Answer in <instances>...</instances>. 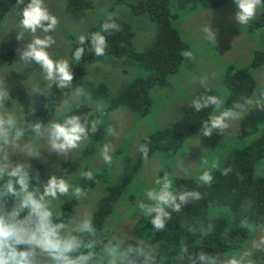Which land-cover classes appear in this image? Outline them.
I'll list each match as a JSON object with an SVG mask.
<instances>
[{
  "label": "trees",
  "instance_id": "1",
  "mask_svg": "<svg viewBox=\"0 0 264 264\" xmlns=\"http://www.w3.org/2000/svg\"><path fill=\"white\" fill-rule=\"evenodd\" d=\"M103 1L63 0V3L60 2V10L66 15L68 22L81 25L63 33L70 44L67 52L74 72L72 85L74 87L76 83H81L90 92L89 97L81 96L67 114L88 115L90 119L94 117L99 121L101 119L98 115L104 118L108 116L107 114L119 109L138 114L141 118L151 114L156 120V127L147 132L149 136L147 139L148 157L156 152L161 158L163 168L159 171L158 177H162V172L172 170L173 166L177 167L178 157L184 161V155L188 153L192 140H198L209 146L206 147L207 151L195 156L199 161L203 157L207 158L212 149L221 143L223 135L220 133H214L211 137L201 135V124L212 114L214 108L209 107L196 112L190 106L191 104L180 107L176 102L167 107L164 113L162 112L163 114L167 112V114L163 115L161 110L166 103L158 97V92H154L178 72L185 59L181 52L191 50L190 43L181 34L179 18L181 17V23L191 14L201 10L221 14L228 0H111L112 2L104 8ZM27 2L28 0H25V3ZM119 7H122L121 11L117 9ZM22 8L23 5L17 6L16 0H0V22L8 13H12L16 18L20 17ZM115 9L117 11L114 13ZM110 15H114L121 30L107 34L109 46L106 55L97 57L86 47L84 57L78 63L75 62L74 50L80 46L78 37L99 31L101 24ZM143 27L151 30V34L145 44L139 46L137 35ZM227 28L231 29L232 26L227 25ZM237 29L248 32L260 30V34L264 32V6L258 8L255 18L249 24ZM139 36L142 34L140 33ZM88 44L90 46V40ZM15 55L16 50L13 47L0 42V66L12 61ZM99 60L119 64V68L124 72L129 68L130 78L114 92H111L106 78L97 82L84 81L83 78L89 73V65ZM262 64H264V50L256 47L247 64H230L226 67L222 76V85L226 92L225 108H231L233 104L242 102L244 98L252 95L257 84L254 72ZM29 66L30 69L26 68V71H35L41 78L40 67L35 63ZM132 68L134 75H132ZM41 80L42 84L38 88L46 87L44 89L46 94L39 93L40 107L34 114H29L27 119L37 115V120L47 123L52 120L56 109L66 101L73 87L60 90L53 85L49 88L42 78ZM208 89L202 87L200 96L217 95L213 90ZM90 98L104 101L105 107L92 114V103L88 100ZM162 115L166 117L165 124L158 122ZM108 121L110 122L108 126L115 125L113 120ZM105 124L108 122L98 126V131L90 135L86 145L72 161L62 162L52 173L45 171L41 160L32 164L33 168L40 172L41 181L49 179L53 174H63V172L60 173V169H66L67 176L72 183H83L87 187L93 186V181L100 179L102 173H94L93 181H87L86 178L82 179L78 175L74 182L71 176L80 169L82 162H86L101 147L96 143L105 134L107 126ZM139 149H135L134 160L130 157L125 159V164H130L133 168L132 172L143 165V154ZM114 156L117 155L114 154ZM216 165V168L211 169L214 176L211 186L200 185L198 176L193 177L184 172L175 171V177H170L173 180L172 190L174 192L197 189L204 194V199L184 205L180 213H173L172 220L166 222L164 230L154 232L150 218L147 217L138 225L141 236H145L150 247L159 253L164 264H176V255L180 249L181 240L187 243L192 251L203 249L212 254L231 255L245 247L247 243L256 240L255 236L264 229V128L258 136L232 150ZM224 168H231L227 176L222 175ZM84 171L88 170L85 168ZM201 171L202 167L199 164L198 173L200 174ZM132 176L126 175L124 181L127 182L107 185L101 197H94L95 200L100 199L91 215L105 240L113 236L121 238L119 234L115 235L113 232L118 227L119 220L123 218L120 215L127 211L116 213L115 206L121 202L122 194L126 195L122 197L124 201H132L136 197L133 191L135 183L131 180ZM127 185L129 188L124 190ZM75 204V200H65L58 210L66 216H72ZM248 204L251 207L245 211V205ZM244 217L248 218L251 225L248 229L240 227L241 219ZM107 218L111 220L106 222ZM201 224L205 227L212 226V231L207 236L199 232ZM135 241L132 240V243H136ZM251 259L254 264H264V252L252 250Z\"/></svg>",
  "mask_w": 264,
  "mask_h": 264
},
{
  "label": "clouds",
  "instance_id": "2",
  "mask_svg": "<svg viewBox=\"0 0 264 264\" xmlns=\"http://www.w3.org/2000/svg\"><path fill=\"white\" fill-rule=\"evenodd\" d=\"M234 2L238 6L235 13V20L240 24L238 28L249 24L255 18L258 8L264 6V0ZM16 4L23 5L21 16L16 18L12 13L7 15L12 14L15 19L20 20L17 40L25 39V33H30L33 37L22 50L17 49L20 61L28 65L33 63L38 65L44 79L49 82V88L54 84L60 90L73 87L72 63L68 59H56L50 52L56 43L50 33L57 30L60 23L58 17L50 12L45 0H28L27 3L25 0H16ZM218 27L221 31L228 30L225 23H220ZM120 30V24L114 15H110L101 24L99 31L80 35L78 37L80 46L73 54L74 61L77 63L81 61L86 47L97 57L105 56L109 46L107 34ZM201 31L207 41L217 43V34L210 25L202 26ZM234 31L241 32L237 28ZM184 34L189 38L190 33L184 31ZM248 34L255 39L257 32ZM252 48L256 46L253 45ZM252 48L249 58L252 55ZM181 55L187 59H195L191 50L182 51ZM247 60L239 64H247L249 62ZM228 62L229 65L233 64L231 61ZM129 72L127 68L126 73ZM132 72L134 75L133 68ZM200 82L208 89L206 78H202ZM214 92L217 95L205 94L195 98L190 105L196 112L209 107L215 109V112L201 124L203 137H211L214 133L224 134L230 128L231 121L241 120L245 116L242 113L249 104L264 108V99L261 98H257L255 102L244 98L231 108H224L225 101L216 91ZM32 93L46 94V90L34 88ZM75 94L77 97L83 94L81 87L76 88ZM261 96L264 97V93H261ZM10 99L5 78L0 79V264H164L159 253L142 239H138L134 244L126 243L125 239L115 236L105 240L90 213L66 216L59 211L55 202L61 198H66L67 201H80L87 197L88 191L79 184L74 185L68 178L66 169H60V173L63 174H53L42 182L40 172L35 170L30 162L32 158L39 159L45 148L64 159L68 158L85 141L87 142L90 135L98 131L100 121L90 119L88 115H69L67 113L71 111L70 109H58L57 118L54 120L45 123L35 119L29 122L24 115L9 108ZM109 123L108 121V124H105L107 125L105 134L118 138L120 133L115 128L116 124L112 127L108 126ZM96 144L98 146L100 143ZM139 150L143 154V159L147 161L148 145L142 144ZM114 151L111 143H105L100 148L101 158L105 164H112L111 153ZM15 155L23 159L13 161L12 157ZM200 164L202 171L198 176V182L200 185L211 186L214 176L210 169L216 168L217 165L214 163L210 165L206 157L200 159ZM177 168L180 172L188 171V167L183 165V159L178 161ZM167 172L155 180L157 188L144 193L147 202L140 200L136 204L139 214L150 218L154 232L164 230L166 222L172 220L173 213L182 212L184 205L204 199V194L197 189L174 192L173 180ZM230 172L231 168H224L222 175L227 176ZM94 173L84 171L81 177L93 181ZM103 176L104 173L101 178ZM97 181L99 179L93 181V186ZM250 207V204L245 205L244 210L247 211ZM240 227L245 229L251 227L247 217L241 219ZM211 231V225L205 227L201 224L199 227V232L203 236H207ZM251 249L264 252V236L252 240ZM251 256L252 251L247 248H242L231 255L212 254L203 249L192 251L188 244L181 240L176 264H254Z\"/></svg>",
  "mask_w": 264,
  "mask_h": 264
},
{
  "label": "rangeland",
  "instance_id": "3",
  "mask_svg": "<svg viewBox=\"0 0 264 264\" xmlns=\"http://www.w3.org/2000/svg\"><path fill=\"white\" fill-rule=\"evenodd\" d=\"M45 2L50 12L56 15L60 21L57 30L50 33V35L56 40V43L52 46L50 52L56 59H68L67 50L69 49L70 44L63 33L68 29L73 30L74 27L78 28L81 25L75 22H68L66 15L60 10V2L63 3V0H45ZM111 2V0H104L102 2L103 8L107 7ZM117 9L118 11H121L122 8L119 7ZM117 9L113 12L115 13ZM237 11L238 6L236 3L232 0H228L227 4L222 8L221 14L218 12L201 10L191 14L190 17L183 20L181 23V17L179 18L178 22L181 34L190 43L191 51H193L195 59L185 58L178 72L173 74L164 86L156 89L154 92H158V97L163 99L166 103V106L162 108L161 113H164L167 107L174 105L176 102L178 103L177 105L181 107V105L185 106L191 104L195 98L201 97L200 91L202 87L204 88V85L200 82L202 78H206L208 88L216 91L218 96L225 101L226 92L222 85V76L225 67L229 65L228 61H231L230 63H233L234 65L239 64V62L244 63L246 59L249 61L250 51L253 45L264 50V32L260 34V30L257 31L255 39H252L251 35L248 36V32L234 31L235 28L240 26L235 20V13ZM19 22L20 20L15 19L12 14H9L0 23V42H4L9 47H13L16 50L14 59L3 66H0V79L5 78L6 87H8L10 91L11 99L9 101V108L17 113H21L27 119V116L32 114L33 110L35 113L40 107L38 99L39 93H32L33 89L38 88L39 85L42 84L41 78L45 81L47 86L49 82L44 79L42 72H40L41 78L35 71L32 72L28 70L29 72H27L26 68L30 69V66L24 64L19 59L17 49L22 50L29 40L33 38L30 33H25V39L17 40V35L20 30ZM220 23L232 26V31L229 29V31H221L218 27ZM204 25H210L212 30L217 34V43L209 42L204 38V34L201 31V28ZM184 31L190 33L189 38L184 34ZM140 33L142 36H139ZM37 34L43 35L42 33ZM139 34L137 35V44L143 46L145 41L149 38L151 30L143 27ZM254 49L255 48H252V51ZM118 65L119 64H112L110 61L99 60L89 65V73L83 79L84 81L93 80L97 82L106 78V83L109 84L111 92H114L118 87L122 86L121 84H123L124 81L129 79V73L124 72ZM256 74L257 84L252 95L249 97L253 102H255L257 98L264 99V97L261 96V93H264V64L260 66L256 71ZM77 87H81L82 89L83 94L81 96H90V92L87 88L81 83H76L66 101L61 107L56 109L55 115H52V120L57 118L56 114L58 109H70L80 99L81 96L77 97L75 94ZM88 100L92 103V114L96 110H101L105 107V102H101L100 99L94 100L90 98ZM214 112L215 109L212 114ZM165 114H167V112ZM242 114L245 116L241 120L230 122V128L222 135L221 143L212 149V152L207 157L210 165L213 163H219L232 150L250 142L262 132L264 128V108H261L258 105L253 107V104H249L246 106V110ZM107 115L108 116L104 118H101L98 115L101 119L99 125L107 123L108 120H113L116 124L115 128L119 131L120 135L117 138L105 134L97 143H100L101 147L105 143L113 144L115 148V151L111 153L113 162L111 165L104 163L100 154L101 147H99L93 155L86 160V162H82V165L80 164V169L71 176L74 182H76L75 179L78 175L81 176V173L85 168L88 171H93V173H104V176L91 188L85 186L83 183H73L74 185L79 184L84 187L88 191V195L80 201L75 200L76 204L73 208L72 216H82L85 213L92 214V211L97 207V201L100 199L98 198L95 200V196L101 197V194L104 193L107 185L127 182L124 181L126 180V175H133L131 180L135 183L133 191L136 194V197L132 201H124L122 197H126V195L124 196L122 194L121 202L115 206V212H127L120 215L123 218L119 220L118 227L113 234H119L121 239H125L126 242L129 243H132V240H136L135 242H137L138 239H142L149 245L145 236H141V233L138 231V225L143 221L145 216L139 214L136 210V204L140 200L147 202L144 193L149 189L158 187L155 184V180L159 176L160 169L163 168V163L159 155L154 152V155L148 157L147 161H143V165L140 169H136L132 172L133 168L130 167V164H125V159L130 157V159L134 160L135 149L140 148L142 144L148 143L147 139L149 136L147 135V132L156 127V120L152 118L151 114L145 118H141L138 114H132L124 109L116 110ZM163 115L161 119H158V122L165 124L166 117ZM35 119L37 120V115H34L31 119L27 120L31 122ZM92 119H94V117H92ZM196 139L198 138L196 137ZM85 144L86 141L78 150L70 154L66 159L58 156L54 152H49L45 148L42 150V156L39 159L32 158L30 162L31 164H34L41 160L43 161L45 171L47 173H52L62 162L72 161L80 153ZM41 147L43 148V144H41ZM206 147L209 146L202 144L198 140H192L190 142L188 153L184 155L183 161L184 167H188L186 174L193 177L199 176L198 166L200 161L197 160L195 156L207 151L208 148ZM114 154L117 156L115 157ZM12 159L13 161H17L23 158L19 155H15ZM179 160H182V158L179 159L178 157L177 162ZM168 171L170 177H175L174 172L178 171V168L173 166L172 171ZM164 173L165 172H162L161 176H163ZM128 188L129 185L125 186L124 190H127ZM65 200L67 199L61 198L60 201L55 202L57 209ZM110 220L111 219L107 218L106 222H109ZM262 236H264V229L259 235L255 236V238L259 239ZM251 242L247 243L243 248L252 251Z\"/></svg>",
  "mask_w": 264,
  "mask_h": 264
}]
</instances>
